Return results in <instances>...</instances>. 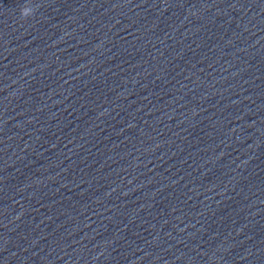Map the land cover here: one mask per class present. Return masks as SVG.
I'll list each match as a JSON object with an SVG mask.
<instances>
[{"label": "clouds", "instance_id": "1", "mask_svg": "<svg viewBox=\"0 0 264 264\" xmlns=\"http://www.w3.org/2000/svg\"><path fill=\"white\" fill-rule=\"evenodd\" d=\"M35 9L30 4H25L20 9V17L22 20H27L33 16Z\"/></svg>", "mask_w": 264, "mask_h": 264}]
</instances>
